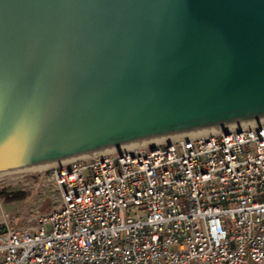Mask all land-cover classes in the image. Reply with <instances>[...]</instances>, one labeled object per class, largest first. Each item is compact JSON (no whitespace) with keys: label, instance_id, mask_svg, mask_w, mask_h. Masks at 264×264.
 <instances>
[{"label":"water","instance_id":"water-1","mask_svg":"<svg viewBox=\"0 0 264 264\" xmlns=\"http://www.w3.org/2000/svg\"><path fill=\"white\" fill-rule=\"evenodd\" d=\"M264 121V0H0V176Z\"/></svg>","mask_w":264,"mask_h":264},{"label":"built area","instance_id":"built-area-1","mask_svg":"<svg viewBox=\"0 0 264 264\" xmlns=\"http://www.w3.org/2000/svg\"><path fill=\"white\" fill-rule=\"evenodd\" d=\"M48 168L56 203L2 215L0 264H264V121Z\"/></svg>","mask_w":264,"mask_h":264},{"label":"rangeland","instance_id":"rangeland-1","mask_svg":"<svg viewBox=\"0 0 264 264\" xmlns=\"http://www.w3.org/2000/svg\"><path fill=\"white\" fill-rule=\"evenodd\" d=\"M49 168L42 171L25 170L0 176V219L2 215L10 216L19 221L25 214L33 211H46L56 203L57 192L54 186L45 181ZM21 190L25 195L21 199L7 200L2 191L12 192Z\"/></svg>","mask_w":264,"mask_h":264},{"label":"trees","instance_id":"trees-1","mask_svg":"<svg viewBox=\"0 0 264 264\" xmlns=\"http://www.w3.org/2000/svg\"><path fill=\"white\" fill-rule=\"evenodd\" d=\"M1 194L7 199V200H17L24 197L25 192L21 190L12 191V192H5L2 191Z\"/></svg>","mask_w":264,"mask_h":264},{"label":"bare ground","instance_id":"bare-ground-1","mask_svg":"<svg viewBox=\"0 0 264 264\" xmlns=\"http://www.w3.org/2000/svg\"><path fill=\"white\" fill-rule=\"evenodd\" d=\"M218 130V129H216ZM212 131H215V130H210V131H204V132H198V133H208V132H212ZM173 138V137H172ZM171 138H167V139H162V140H157V141H152V142H162V141H166V140H169ZM152 142H147V143H152ZM52 166V165H50ZM50 166H45V167H40V168H35V169H31V170H37V171H42Z\"/></svg>","mask_w":264,"mask_h":264}]
</instances>
